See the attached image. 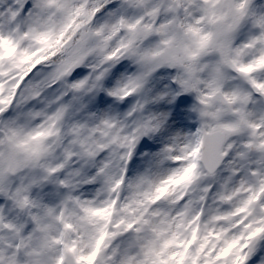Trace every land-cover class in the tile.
<instances>
[{
  "label": "snow or ice",
  "instance_id": "snow-or-ice-1",
  "mask_svg": "<svg viewBox=\"0 0 264 264\" xmlns=\"http://www.w3.org/2000/svg\"><path fill=\"white\" fill-rule=\"evenodd\" d=\"M0 264H264V0H0Z\"/></svg>",
  "mask_w": 264,
  "mask_h": 264
}]
</instances>
